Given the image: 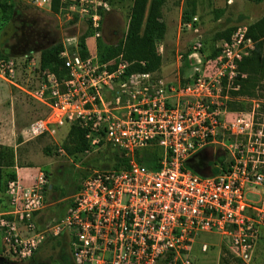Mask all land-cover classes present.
Returning a JSON list of instances; mask_svg holds the SVG:
<instances>
[{
  "label": "built area",
  "instance_id": "2783aa9c",
  "mask_svg": "<svg viewBox=\"0 0 264 264\" xmlns=\"http://www.w3.org/2000/svg\"><path fill=\"white\" fill-rule=\"evenodd\" d=\"M32 1L37 6L50 2ZM58 3L74 16L80 34L100 35L106 0ZM195 19L192 15L180 25L190 28ZM246 29L237 24L212 52L192 37L186 54L175 50V61L186 72H176L173 79L157 69L130 68L132 61L121 53L102 58L95 42L82 56L76 38L57 52L66 69L61 77L37 64L34 81L22 86L17 61L0 59L1 77L48 107L46 119L29 125L31 134L48 124L74 123L88 143L82 155L106 144L125 159L118 167H86L64 211L44 223L36 220L44 207V170L36 167L29 183L17 174L7 179L6 205L0 210L4 251L28 259L47 235H64L73 264H194L196 237L213 232L248 261L264 235V171L252 150L247 153L241 141L231 140L241 132L235 127L246 122L227 105L228 93L238 87L237 61L253 49ZM215 143L223 149L216 157L218 171L202 175L189 161ZM148 145L160 148L156 168L135 158ZM248 188L257 199L245 195ZM206 249L200 242L199 250Z\"/></svg>",
  "mask_w": 264,
  "mask_h": 264
},
{
  "label": "rangeland",
  "instance_id": "374dc122",
  "mask_svg": "<svg viewBox=\"0 0 264 264\" xmlns=\"http://www.w3.org/2000/svg\"><path fill=\"white\" fill-rule=\"evenodd\" d=\"M180 1L166 0L163 8L167 29L161 41V71L172 79L176 76V72L179 75L186 72V67L175 61V50L180 48L186 54L190 50L189 44L192 37L199 38L204 50L212 52L214 43L231 32L237 24L242 23L247 26L248 22L264 13V0H188L190 2L186 7L187 11L191 13V16H196L192 23L196 31H193L192 27L180 25L177 28L181 13ZM106 2L107 9L102 11L100 35L96 39L92 36H84L89 50L93 48L94 42L98 52L106 45L117 47L123 39L130 0H106ZM80 31L74 16L59 8L58 1L55 7L51 8L50 2L48 6H37L32 0H0V49L8 51V54L0 55V59L11 57L17 61L16 74L19 78L16 79L22 86H24L22 83L27 81L32 83L38 73L36 65L39 47L58 46L75 38L80 40ZM158 43L156 42L157 50L161 48ZM107 53L113 55L114 50H108ZM22 59L26 62L22 63ZM32 73L33 76H31ZM2 79L0 75V91H9V97L0 95L4 96L0 99L3 107L9 103V99L12 101V107H7L12 114L14 131L10 143H7L13 148L12 169L15 171L14 165H30V167L18 169L20 174L25 173V179L29 180L32 178L35 166L46 173L47 184L43 191L44 207L38 214L40 222L44 223L66 203L80 180L81 170L95 162L98 156L97 150L102 151L107 145L100 146L89 155L79 157L80 159L88 157L85 163L87 165H84L79 163V158H72V155L57 150L58 147L64 150L63 145L68 128L66 123L48 124V129L23 140L24 136L20 135V129H24L38 119H46L48 107ZM228 94V108L239 111L246 122L235 127L241 132L233 133L231 140L234 143L241 141L247 153L252 150L253 157L257 158L258 167L264 171V99L248 98L232 91ZM6 112L8 114V111ZM222 151L219 144H209L189 162L193 168L207 167L210 172H216L218 171L216 161H219L216 157ZM99 163L100 161H97L95 166L100 167ZM3 190L0 189L2 201L5 200ZM247 190L245 192L247 197L257 199V195L249 191L250 188ZM44 238L28 259H19L1 247L0 264H73L67 248L63 247L62 243L50 235ZM202 241L207 243L205 251L199 250V244ZM0 244H2L1 237ZM221 257L224 259L223 262L220 260ZM192 258L194 264H264V235L257 239L251 258L244 261L234 253L233 246L227 238L213 232H201L193 243Z\"/></svg>",
  "mask_w": 264,
  "mask_h": 264
},
{
  "label": "trees",
  "instance_id": "16d2710c",
  "mask_svg": "<svg viewBox=\"0 0 264 264\" xmlns=\"http://www.w3.org/2000/svg\"><path fill=\"white\" fill-rule=\"evenodd\" d=\"M57 1L58 0H50V7H55ZM163 1L164 0H130L123 39L117 44V47L106 45L104 48H100L97 52L98 55L102 58L111 57L109 55L112 54L107 53V51L114 50L113 55L121 53L124 58L132 61L130 68L139 70L158 69L161 62V55L156 49V42L163 37L165 30V24L160 18V7ZM189 2L188 0H184L185 6H183L180 13L181 21L190 19L191 13L188 12L186 8ZM229 33L224 37H227ZM246 34L253 40V49L248 55L243 56L237 61L239 74L236 77V83L238 87L232 90V92L244 95L248 98L264 99V13L247 23ZM80 35L79 52L83 56L86 53L84 36L88 35V31H84ZM99 45L98 43V47H100ZM60 47L61 44L58 46L45 45L38 48V66L40 70L44 68L51 70L57 77L66 74V69L57 55ZM4 54H8V51L0 49V55ZM138 61H143V64H140ZM232 104L233 103H231V105ZM65 140V144L63 145L65 154L72 155V158H81L83 150L88 147V143L83 138V130L74 123L68 124ZM97 152L98 156L95 162L93 164H88V166H95L97 165V161H100L99 165H101V167H118L125 161L118 149H111L108 145L102 151L97 150ZM159 154L160 148L158 146L148 145L136 151L135 158L140 164L149 168H156ZM219 157L220 156H217V159H219ZM87 158L88 157L78 161L80 164L87 165L85 164ZM12 168L13 148L10 145L0 143L1 190L5 188L6 180L14 177L16 174ZM85 171L86 168H84L83 171L81 170L80 173L83 175ZM77 185L78 183L74 190ZM220 260L223 262V257H221Z\"/></svg>",
  "mask_w": 264,
  "mask_h": 264
},
{
  "label": "crops",
  "instance_id": "0c3cea01",
  "mask_svg": "<svg viewBox=\"0 0 264 264\" xmlns=\"http://www.w3.org/2000/svg\"><path fill=\"white\" fill-rule=\"evenodd\" d=\"M165 1L166 0H164L163 1V3H162V5H161V7H160V11H161V14H160V18L163 20V22H164V24H165V30H164V34H165V32H166V29H167V23H166V21L164 20V17H163V8H164V3H165ZM183 6H185L184 5V0H181L180 1V3H179V7H180V10H182V8H183ZM180 22H181V20H180V16H179V20H178V23H177V28L180 26ZM164 34H163V37L162 38H160L157 42H159L160 43V45H161V48H160V55L162 54V44H161V41L164 39ZM178 34H179V31H178ZM86 47H87V45H86ZM38 59H39V57H38ZM38 59H37V64H38ZM161 61H162V58H161ZM21 62L22 63H24V62H26L25 60H21ZM161 65H162V63L160 62V65H159V68L157 69V70H159L160 72H162L161 71ZM27 67H28V65H27ZM163 73V72H162ZM1 78H3V77H1ZM4 82H6L7 84H9V85H11V86H13V87H15V88H18V89H20L21 91H23L21 88H19V87H17V86H14V85H12L10 82H8L5 78H3L2 79ZM1 94H3L4 96H6V97H9V91L7 90L6 92H3V91H0V95ZM8 96H7V95ZM4 96H0V99L2 98V97H4ZM28 97H30V96H28ZM32 98V97H31ZM34 99V98H33ZM35 100H37V99H35ZM3 102H2V100H0V142H2V143H10V141H11V139H12V136H13V134H14V131H13V120H12V114H11V112L9 111V109L8 108H11L12 107V101H11V99H9V103L8 104H6L4 107H3ZM8 107V108H7ZM6 111H8V114H7V112ZM5 115V116H4ZM31 124V123H30ZM20 135L21 136H24V138H23V140H25V139H27V138H31V137H33L34 135L33 134H31L30 133V130H29V126H26V127H24V129H20ZM26 136V137H25ZM15 166V172H16V174L22 179V181L24 182V183H29L30 181H31V179L29 180V179H25V173L24 174H20V172L18 171V169L20 168V167H22V168H27V167H30V165H27V166H17V165H14ZM36 167H38V166H35L34 168V172H33V174L36 172ZM33 174H32V176H33ZM4 196H5V194H4ZM5 198V200L3 199V201L2 200H0L1 202H0V210L1 209H3V207L6 205V197H4ZM64 207H65V204L63 205V206H61L60 208H58L57 210H56V212L54 213V214H52L50 217H52V216H54V215H59V214H61L63 211H64ZM41 211V210H40ZM39 211V212H40ZM39 212H38V214H39ZM38 214H37V216H36V220H37V222L38 223H41L40 221L41 220H39V218H38ZM53 238H55V239H57V241L59 242V243H62V245L63 244H65L66 245V247H67V250H68V253L70 254V251H69V247H68V243H67V237H65L64 235H58V236H52ZM45 239V238H44ZM43 239V240H44ZM43 240H42V242H43ZM41 243V242H40ZM55 243H56V241H55ZM39 245V244H38ZM55 245H57V243L55 244ZM2 247V244H0V248ZM70 257H71V255H70Z\"/></svg>",
  "mask_w": 264,
  "mask_h": 264
},
{
  "label": "water",
  "instance_id": "95a60500",
  "mask_svg": "<svg viewBox=\"0 0 264 264\" xmlns=\"http://www.w3.org/2000/svg\"><path fill=\"white\" fill-rule=\"evenodd\" d=\"M194 170L197 171L198 173L202 174V175L210 174V171L207 167H205V168H194Z\"/></svg>",
  "mask_w": 264,
  "mask_h": 264
},
{
  "label": "flooded vegetation",
  "instance_id": "af4514ba",
  "mask_svg": "<svg viewBox=\"0 0 264 264\" xmlns=\"http://www.w3.org/2000/svg\"><path fill=\"white\" fill-rule=\"evenodd\" d=\"M63 247H66V245L65 244H63ZM67 248V247H66Z\"/></svg>",
  "mask_w": 264,
  "mask_h": 264
}]
</instances>
